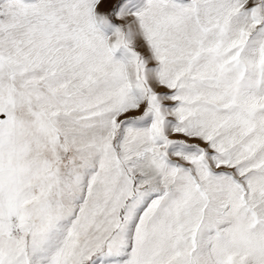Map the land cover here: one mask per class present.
Here are the masks:
<instances>
[{"label": "snow or ice", "instance_id": "obj_1", "mask_svg": "<svg viewBox=\"0 0 264 264\" xmlns=\"http://www.w3.org/2000/svg\"><path fill=\"white\" fill-rule=\"evenodd\" d=\"M0 264H264V0H0Z\"/></svg>", "mask_w": 264, "mask_h": 264}]
</instances>
